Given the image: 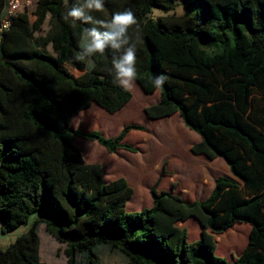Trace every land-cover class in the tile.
I'll return each mask as SVG.
<instances>
[{"label": "trees", "instance_id": "16d2710c", "mask_svg": "<svg viewBox=\"0 0 264 264\" xmlns=\"http://www.w3.org/2000/svg\"><path fill=\"white\" fill-rule=\"evenodd\" d=\"M77 2L38 0L31 13L13 18L0 42V228L8 235L28 226L0 250V264H42L41 225L65 245L67 264H99L103 248L128 264H264V0H180L184 15L175 12L177 0H104V10L91 13L105 20L126 8L135 13V83L145 94L160 93L147 116L178 114L201 138L192 152L222 158L234 177L218 178L207 199L187 201L159 191L161 174L150 190L153 206L140 212L126 209L134 195L127 180L106 183L102 166L86 164L75 147L81 137L111 154H136L125 139L146 130L130 124L106 138L71 128L94 103L116 114L132 100L114 82L111 61L119 53L74 58L91 27L62 19ZM4 7L0 0V20ZM154 9L164 15L154 18ZM47 20L48 32L38 35ZM159 75L162 89L153 83ZM189 218L202 227L192 243L179 226ZM238 224L251 226L247 237L237 229L222 235ZM214 235L218 243L247 238L248 245L227 262L216 255Z\"/></svg>", "mask_w": 264, "mask_h": 264}, {"label": "rangeland", "instance_id": "374dc122", "mask_svg": "<svg viewBox=\"0 0 264 264\" xmlns=\"http://www.w3.org/2000/svg\"><path fill=\"white\" fill-rule=\"evenodd\" d=\"M37 1H32L30 13L34 10ZM180 3V0H177L176 4ZM161 15L164 13L160 10H153L154 18ZM48 30L47 20L38 35H45ZM72 73L79 75L73 71ZM128 90L132 94V100L120 112L110 114L94 103L78 114L71 124L73 130L81 128L85 132L98 131L106 138H115L125 126L130 124L142 125L146 128L145 132H130L125 139L126 143L139 148L136 154L124 150L111 154L97 142L87 141L81 137L75 142V147L80 150L85 162L87 159H92L94 163L103 167L105 182L119 177L127 180L134 191L133 197L126 206L128 212H140L150 207V202H153L150 190L161 174L159 191H173L187 201L207 199L220 177L234 179L229 166L222 158L211 161L192 152V147L198 144L201 138L184 125L178 114L172 116V122L170 121L172 117L149 119L145 109L160 98L159 92L153 95L145 94L137 83ZM32 221L33 219L30 223ZM179 226L187 230L190 243L196 241L202 231L195 218H189L186 223H180ZM237 226L239 228H236ZM237 226L222 235H230L236 229L240 233L244 232L246 237L250 234L249 224ZM27 228L28 226H22L8 235L0 232V250L7 249ZM38 234L41 242V263L67 264L65 245L47 234L45 225L39 227ZM218 236L221 235H214L217 245L216 255L227 262L239 257L248 245L247 238L241 243H238V239L229 242L223 240L218 243ZM99 257V264H128L124 257L105 248L100 249Z\"/></svg>", "mask_w": 264, "mask_h": 264}, {"label": "clouds", "instance_id": "9594fccd", "mask_svg": "<svg viewBox=\"0 0 264 264\" xmlns=\"http://www.w3.org/2000/svg\"><path fill=\"white\" fill-rule=\"evenodd\" d=\"M31 4V0H27ZM17 3H11L7 9V15L11 16L15 13ZM105 8L104 0H78L73 4L62 16L65 22L71 21L73 25L77 21L91 27L84 29L83 44L81 51L75 55L78 61H84L99 53L103 55L106 49H112L118 55L112 57V69L114 70V82L125 90L132 88L137 79V55L136 46L131 43L129 29L135 26L136 36L139 38L141 33L140 24L137 21L135 13L126 8L123 11H117L112 14L110 20L99 19L93 16L92 12H102ZM176 12L183 15L184 9L182 4H178ZM10 21L3 20V27H0V33L8 30ZM89 64L94 67L89 59ZM166 77L159 75L154 77V86L162 89Z\"/></svg>", "mask_w": 264, "mask_h": 264}, {"label": "built area", "instance_id": "2783aa9c", "mask_svg": "<svg viewBox=\"0 0 264 264\" xmlns=\"http://www.w3.org/2000/svg\"><path fill=\"white\" fill-rule=\"evenodd\" d=\"M32 1L33 0H31V4H28L27 0H5V7L1 13L0 27H3V20L4 19H7L8 21H10V27H11L12 20L15 16H17L21 13H25V12L30 13V10L32 7ZM17 2L19 4V6L16 8L15 13L11 16H8L6 10L10 8L11 3H17ZM10 27H9V29H10ZM8 30H6V31H8ZM6 31H3L2 33H0V42H1L3 34Z\"/></svg>", "mask_w": 264, "mask_h": 264}, {"label": "crops", "instance_id": "0c3cea01", "mask_svg": "<svg viewBox=\"0 0 264 264\" xmlns=\"http://www.w3.org/2000/svg\"><path fill=\"white\" fill-rule=\"evenodd\" d=\"M159 101H160V98H159L158 100L156 99V101L153 103V105H154V104H157ZM129 103H130V102H129ZM129 103H128V104H129ZM128 104H127V105H128ZM127 105H126V106H127ZM126 106H125V107H126ZM125 107H124V108H125ZM147 107H149V106H147ZM147 107H146V108H147ZM124 108H123V109H124ZM123 109H122V110H123ZM94 162H95V161H93L92 159H87V162H85V163H86V164H97V163H94ZM102 168H103V167H102ZM119 178H122V177H119ZM119 178L110 179L109 181H106V183H109V182L114 181V180L119 179ZM123 178H124V177H123ZM152 206H153V202L151 201V202H150V207H152ZM150 207H149V208H150ZM182 223H186V222H182ZM20 228H22V227H20ZM20 228H19V229H20ZM19 229H18V230H19ZM27 230H28V228H27ZM27 230H25L22 234H24ZM0 232H1V228H0ZM22 234H21V235H22ZM105 249L110 250L109 248H105ZM110 251H111V250H110ZM111 252H112V251H111ZM114 253H115V252H114Z\"/></svg>", "mask_w": 264, "mask_h": 264}]
</instances>
